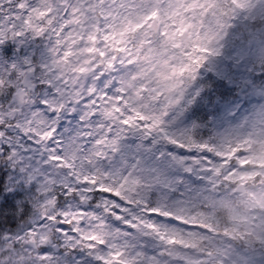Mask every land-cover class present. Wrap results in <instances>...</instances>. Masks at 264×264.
<instances>
[{"label": "snow or ice", "instance_id": "6c2138e0", "mask_svg": "<svg viewBox=\"0 0 264 264\" xmlns=\"http://www.w3.org/2000/svg\"><path fill=\"white\" fill-rule=\"evenodd\" d=\"M246 154L264 0H0V264H189L180 225L208 233L193 264H264V219H179Z\"/></svg>", "mask_w": 264, "mask_h": 264}, {"label": "rangeland", "instance_id": "374dc122", "mask_svg": "<svg viewBox=\"0 0 264 264\" xmlns=\"http://www.w3.org/2000/svg\"><path fill=\"white\" fill-rule=\"evenodd\" d=\"M187 31V29H185ZM258 99H253L252 105L257 104ZM249 105V109L252 107ZM239 123V122H234ZM211 126L209 125V130ZM242 132H247L249 129H241ZM239 147L245 149L246 153L251 150V143L240 144ZM235 151V150H233ZM231 158V154H229ZM240 163L246 164L249 167L241 170L236 169L229 176L231 183L225 184L222 189H219L222 194L217 198V210H221V217L224 215V219L227 222L228 228H234L237 231H242V226L248 221H256L264 219V154L253 158L250 155H245L241 158ZM238 173V175H237ZM239 182L246 183V193L240 194L235 192V186ZM216 210V211H217ZM216 211L212 213L214 218L212 220H206L203 217L209 213L203 209V211L197 208L194 212L180 216L179 219L188 224H198L201 228H208L213 235L219 233L216 231V227L212 222L217 218ZM216 215V216H215ZM222 219V218H221ZM179 231H173L171 236H168V242L174 244L178 249L182 250L187 255L184 259L193 264L195 261H202V257L199 256L200 252L208 251L209 237L208 233L202 232L198 229H183V226H179ZM235 234V233H233ZM204 241L201 244L199 241ZM217 248L221 247V240L217 237L214 241Z\"/></svg>", "mask_w": 264, "mask_h": 264}, {"label": "trees", "instance_id": "16d2710c", "mask_svg": "<svg viewBox=\"0 0 264 264\" xmlns=\"http://www.w3.org/2000/svg\"><path fill=\"white\" fill-rule=\"evenodd\" d=\"M217 225V230L219 231V233H223V228H224V223L222 220H219L218 218L216 219V223Z\"/></svg>", "mask_w": 264, "mask_h": 264}, {"label": "water", "instance_id": "95a60500", "mask_svg": "<svg viewBox=\"0 0 264 264\" xmlns=\"http://www.w3.org/2000/svg\"><path fill=\"white\" fill-rule=\"evenodd\" d=\"M237 190H238V191H241V192L244 193V184H239V185L237 186Z\"/></svg>", "mask_w": 264, "mask_h": 264}]
</instances>
